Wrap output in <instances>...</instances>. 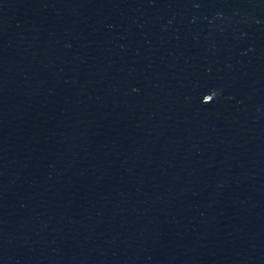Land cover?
<instances>
[{
	"label": "water",
	"instance_id": "95a60500",
	"mask_svg": "<svg viewBox=\"0 0 264 264\" xmlns=\"http://www.w3.org/2000/svg\"><path fill=\"white\" fill-rule=\"evenodd\" d=\"M264 117V0H0V187Z\"/></svg>",
	"mask_w": 264,
	"mask_h": 264
}]
</instances>
